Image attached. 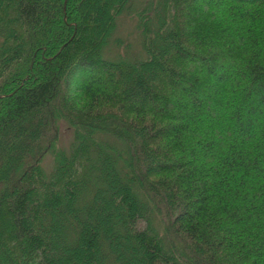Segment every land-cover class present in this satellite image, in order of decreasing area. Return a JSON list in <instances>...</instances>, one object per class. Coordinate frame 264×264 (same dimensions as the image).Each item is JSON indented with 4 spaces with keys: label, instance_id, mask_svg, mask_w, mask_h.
Returning a JSON list of instances; mask_svg holds the SVG:
<instances>
[{
    "label": "trees",
    "instance_id": "1",
    "mask_svg": "<svg viewBox=\"0 0 264 264\" xmlns=\"http://www.w3.org/2000/svg\"><path fill=\"white\" fill-rule=\"evenodd\" d=\"M0 264H264V0H0Z\"/></svg>",
    "mask_w": 264,
    "mask_h": 264
},
{
    "label": "rangeland",
    "instance_id": "2",
    "mask_svg": "<svg viewBox=\"0 0 264 264\" xmlns=\"http://www.w3.org/2000/svg\"><path fill=\"white\" fill-rule=\"evenodd\" d=\"M138 6L140 7V5L135 2L134 8L130 9L131 11L121 15L115 34V37L119 40L116 44L120 45H116L115 42L114 44H111L107 49V51H110V53H108L110 57L116 58L118 54H123L130 58L141 57L143 55L141 41L138 37L137 18L135 15ZM72 139V129L68 128L66 125H62L59 145L67 149L70 146ZM44 166L47 169L52 167V160L49 155L44 159Z\"/></svg>",
    "mask_w": 264,
    "mask_h": 264
}]
</instances>
